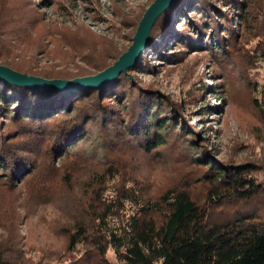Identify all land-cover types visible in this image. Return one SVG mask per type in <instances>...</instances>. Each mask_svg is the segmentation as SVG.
Returning a JSON list of instances; mask_svg holds the SVG:
<instances>
[{
	"label": "trees",
	"instance_id": "trees-1",
	"mask_svg": "<svg viewBox=\"0 0 264 264\" xmlns=\"http://www.w3.org/2000/svg\"><path fill=\"white\" fill-rule=\"evenodd\" d=\"M176 8L185 11L169 32L177 51L150 53ZM128 45L82 22H49L32 0H0V64L20 72L92 75ZM200 45L260 112L250 93L264 68V0H175L135 64L100 88L46 91L0 79V264H264V165L212 162L183 101L137 76L161 72V60L186 63ZM37 54L88 69L39 67ZM18 209L25 223L41 211L53 245L34 248L21 236Z\"/></svg>",
	"mask_w": 264,
	"mask_h": 264
},
{
	"label": "rangeland",
	"instance_id": "rangeland-1",
	"mask_svg": "<svg viewBox=\"0 0 264 264\" xmlns=\"http://www.w3.org/2000/svg\"><path fill=\"white\" fill-rule=\"evenodd\" d=\"M32 1L36 9L43 12L49 22L71 28H75L82 22L92 31L114 38L120 45H128L131 43L128 34L134 32L138 20L153 0ZM183 13L185 11L180 8L170 11L169 31L167 29L151 46L150 53L158 48H162L163 56L169 55V52L172 55L177 51L173 35L169 32L177 31L178 26L184 22ZM200 47L202 50L184 54L188 56L186 63L161 60L160 63H164L159 67L161 72L137 73V76L142 81L153 84L159 92L165 93L171 99L183 101V105L189 110V114L185 112L184 118L192 126L191 130L198 134L199 143L203 144L209 150V154L215 157L212 158V162L222 160L237 164L249 161L256 166L264 165V68L259 69L256 85L252 87L250 93V97L257 98V107L260 109L258 112L253 104H250L249 93L243 88H238L232 76L227 74L225 78L224 74L218 72L209 54L205 53L208 51L207 47L204 45ZM50 48L53 47L48 44L47 49ZM30 56L32 55H29V58ZM37 56L34 59L39 67H49L55 71L67 69L71 72L88 69L87 65L79 59L70 62L49 59L42 54ZM154 57L152 55L149 59L154 61ZM55 61H57L56 64H51ZM153 61L150 60V63ZM156 172L157 170L154 174L158 173ZM6 196L8 195H2V197ZM18 210L21 212L19 220L17 219L18 225L15 223V227L17 226L21 236L31 240L34 248L53 245V241L43 238V235L47 236V231L37 221V214L41 211L38 209L36 213H31L29 216L25 214L28 217L25 223L20 220L22 210ZM4 231L0 226V235ZM112 260L113 264H119L114 258Z\"/></svg>",
	"mask_w": 264,
	"mask_h": 264
},
{
	"label": "water",
	"instance_id": "water-1",
	"mask_svg": "<svg viewBox=\"0 0 264 264\" xmlns=\"http://www.w3.org/2000/svg\"><path fill=\"white\" fill-rule=\"evenodd\" d=\"M175 0H153L143 12L131 43L112 64L92 75L74 77L72 79L45 78L39 75L20 72L10 66L0 64V79L22 87L46 91H62L69 89L100 88L114 81L127 68L135 64L146 47L150 29L155 18L167 9Z\"/></svg>",
	"mask_w": 264,
	"mask_h": 264
}]
</instances>
